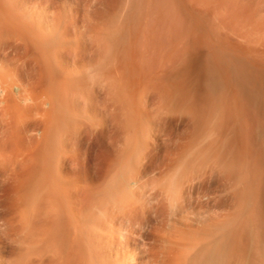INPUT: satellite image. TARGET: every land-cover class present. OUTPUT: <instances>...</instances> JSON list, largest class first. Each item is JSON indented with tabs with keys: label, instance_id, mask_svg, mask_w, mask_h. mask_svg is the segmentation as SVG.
<instances>
[{
	"label": "bare ground",
	"instance_id": "obj_1",
	"mask_svg": "<svg viewBox=\"0 0 264 264\" xmlns=\"http://www.w3.org/2000/svg\"><path fill=\"white\" fill-rule=\"evenodd\" d=\"M6 2L8 3L9 1L6 0ZM6 2L4 0V3ZM14 2L15 1L13 0L12 4H10V2L8 3L12 6V9H10V6L6 7V9L9 8L10 11H7L8 9L6 10L5 7H3L4 8L3 10L0 9V264H264V152L261 154L260 153L261 151L259 152V150L258 151L257 149L255 150L254 146L257 148L256 146L257 143H254V145L252 146L249 144V142L246 143L247 141H249L248 137L250 136H249V131L247 130L248 127H245L244 125V122H243L244 119L241 121V117L238 115L239 113L238 110H240V108L238 107L237 109L238 113L235 112L236 108L234 110L232 109L230 110V108L228 109V111L229 110L231 111L230 117H227V118H231V119H228V124H227V120H226V124L224 123L225 121L223 122L224 119H222V116L220 118V114L222 113L221 110H220V114H219V110H217L218 112L216 111L217 114H219V116L218 118L215 117V120L217 119L218 121V123L215 121V149H217L218 151L217 152L215 150L216 151L215 153L217 154V155L215 154V217L202 216V215L196 216V217H187V216L177 217L174 214H173L174 216L170 215L171 217L168 214V217H167V215L165 214L166 212H164V209H163V206H165L164 203H159L157 206L153 204L155 207H152L153 205L151 206V204L148 203L149 202L148 195L150 196L152 192L156 190L157 188L155 189L152 186L153 183L151 184L153 188L151 186L148 187L149 184L145 183L147 186H144L141 183H139V181L142 180L140 179L141 176H143L147 171L142 172L141 170L142 175L141 173H139L140 177L139 175L137 176L139 177V179L135 176V178L137 179L134 178L135 179L134 180V179H131V176H130L131 180L130 179L129 180L130 181L133 180V182H130V183L126 179L129 176V175L128 176L126 175L128 172L126 174L122 173L123 178L126 179V184L123 182H122L123 184L121 182L120 184L118 182H115L117 183L115 184L112 181L113 183H111L110 185L107 183H103L107 185L105 186L101 184L102 181H100L99 178H98L99 180H97L96 178V183H98L97 181H100L99 184L104 186V188L101 185L95 183L94 181L95 177L93 179L92 178L93 176L91 177L89 175H86L87 172L86 173L78 172L80 177L82 176L80 173L85 174L82 178H80L79 176L78 178L77 177L78 174L75 176L74 173L76 170L77 171L79 170L80 163L81 164H84V163H82L81 162L82 160L78 157L80 154H78L77 148L79 147H77V145H79V142L82 141L83 136L85 138L87 137L88 139H90V141L93 139L92 143H94L96 142L95 139L97 140L98 137H103V132H104L103 128L100 129L102 126L104 127V125H101L102 122H105L101 119L103 117L101 116V118H99L100 122L102 121L99 125H98V122L95 121L97 123L96 125L95 122L94 123L92 122L93 121V119H91L92 113L91 114L88 113L90 115L85 114L89 108L87 110L84 108L85 109L84 115H83V112L82 113L79 112L78 108L80 104L78 103L80 102V100L77 98L79 102L77 101L75 97L77 92L76 94L74 92V85L77 86V84L79 83L78 80H82V78L84 79L87 76L88 77L92 76V75H89L93 73V71L90 68L95 67V66L88 68L89 66L87 67V65H89V63L86 65V60L89 59L86 56L87 54L86 52H88L86 49L87 45H85L86 43H83L84 46L82 45L83 47L86 46L84 49L83 47H81L80 49L81 51L76 50V49H79L78 47L80 46H78L79 44H76L78 46L77 48H76V45L74 46V44L77 43L78 40L76 41L75 40L76 38L73 40L75 36L71 38V32H74V30L71 31L69 29L70 27H72L71 24H70V27H68V25L64 23L65 21L61 23V21L58 20L60 22L59 24V22L56 21L57 15L54 16L55 17L54 19L55 21H54L53 20L54 17L51 18L53 11L51 12L52 13L50 15L51 17H49L51 19H48L47 17L48 15L46 16L47 19L46 18L43 19L45 16L43 17L40 16L38 11L31 10L28 7L27 8L22 7L21 5H23L24 1H22L23 3H21L20 6L16 4V2L15 3ZM25 2L28 5V2L27 1ZM4 3H1V4L3 5ZM82 4L83 3H81V5ZM6 5L7 4H4L3 6H6ZM109 5L111 6V4ZM59 8H61V5ZM33 9L35 8L33 7ZM57 12H60V11H57ZM116 14L120 15L118 13ZM53 15H55V13ZM124 15L126 14L124 13ZM195 16L197 15L195 14ZM67 18H69V16ZM64 19H66V17ZM64 19H62V21ZM112 19L113 18H111V21H115ZM56 23H58V25ZM63 23L65 24V26ZM115 23L117 24V21ZM75 26H77V23ZM117 27L114 30L117 31ZM261 27H263V25ZM76 29H78V27ZM105 29L107 28L105 27ZM179 32H181V30ZM81 33L83 34L82 30H81ZM98 33L100 34L101 32H98ZM98 33H95L94 31V35L95 34L99 35ZM169 33L170 32L166 34L169 35ZM78 35L80 36V34ZM137 35H139V32ZM167 35H164V36H167ZM79 36L78 38H80ZM88 39H91V38H88ZM101 39L99 42H101ZM96 40H98V38ZM157 41H159V38ZM160 41L158 43H161ZM86 42L88 43V41ZM249 42H247L248 45H249ZM80 44H82V42ZM101 44L97 46H100ZM162 44L163 43H161V46ZM177 45L178 44L176 43V46ZM245 45H244V48H245ZM101 47H103V45ZM249 48L250 50H252L251 47ZM141 49H143V47ZM149 49L150 48H148L147 50L150 52ZM153 50H155V48ZM238 50H240V47ZM246 50L248 51L249 49H246ZM250 50L248 51L249 54H250ZM99 51H101V49ZM247 51H245V53ZM155 52L157 51L155 50ZM261 52L263 53V51ZM132 53L133 52H131V54ZM142 53L143 52H141V54ZM90 54L91 52L89 53V55ZM168 54H170V51ZM91 56H90V59H91ZM182 56H184V54ZM141 57L143 58L144 56H141ZM134 58L136 59L137 57H134ZM91 60L93 61V59ZM102 61L100 58V61H99L100 63H99L97 59V63L99 64H101ZM178 61L180 60L178 59ZM95 62L96 61H94V63ZM104 62L109 64V62L107 61H104ZM114 63H115V66H112L110 68L116 67L117 64L116 62ZM189 63H193V62H189ZM124 64H125V60H124ZM124 64L123 66H125ZM136 64H138V62ZM144 64L148 65V63H144ZM187 64H188V61H187ZM188 65H187V68H188ZM191 65L189 67H191ZM109 66L110 64L108 65V67ZM173 66L174 65H172V67ZM175 66H174V70H175ZM133 67L134 66H132V68ZM184 68L187 70L186 66L183 68L181 67L180 70H182L181 71L182 73L183 71H186ZM89 69L92 71L91 73H88V71H90ZM114 70L117 71L116 68ZM102 71L103 69L100 71L101 75L103 73ZM139 72L143 73V71L141 72V70H139ZM178 72L180 71L178 70ZM116 73L117 72H115L114 73L115 75L114 74L113 75L117 79L118 75L121 72L119 74L118 73L116 74ZM150 73L148 74L149 76L151 75ZM135 74H138V72ZM183 75L185 74L183 73ZM239 75L241 76V73ZM247 75H250V74H247ZM254 75L256 74H253V76ZM105 76L106 75H104V77ZM114 76L112 77V79H115ZM119 76H122L123 78L124 74L123 75L121 74ZM168 78H169V75H168ZM85 79L82 80V82L83 81L87 82ZM95 79L96 78H94V80ZM116 79L112 80V83L115 85V87L116 85H118L117 84L118 81H120L119 79L118 80ZM127 79H130V78L127 77ZM90 80L88 79V81ZM148 80L149 79H147V81ZM171 80L172 79H170V81ZM178 80L179 78L177 79V82ZM236 80L237 79L232 80V81L233 82L235 81V84H237L238 81ZM99 81H102V79H100ZM107 81L109 80H106V82ZM179 81L182 82V80H179ZM167 82H166V85H167ZM217 82L219 83V80ZM248 82L250 84V83H253L254 81L252 80L250 82L249 80ZM244 83L246 84L245 81ZM89 84L91 85L92 83H89ZM235 84H234V87H235ZM79 85L81 84L79 83ZM255 85H253V87ZM103 86H106V85L103 84ZM109 86L111 87V85ZM122 86H126V85L124 84ZM163 86L165 87V85ZM216 86L217 84L215 83V89H217ZM91 87L88 86L86 89L91 88ZM97 87H99L100 89V86H97ZM160 87L161 86H159V88ZM173 87L175 88V86ZM234 87L233 88L230 87V90L231 89L234 90ZM247 87L249 88V86ZM247 87H246L247 90H245L246 93L249 90ZM80 88L81 87H79V89ZM238 88L240 90L239 86ZM244 88H243V91H244ZM75 89L77 88L75 87ZM99 89L97 90L99 91ZM176 89H179V88L177 87ZM113 90H116L115 91L116 96L114 95V97H117L119 99V97L117 96V93H118L117 89L113 88ZM215 91L217 92V90ZM243 91L242 93L244 94ZM93 92H95V90ZM259 92H261V90ZM236 93L240 94L237 91ZM132 94H135V93H132ZM81 95L83 96V94ZM234 95L236 94L234 93ZM234 95L233 96L231 95L230 97H232V99L231 98L229 99L231 100L234 99L233 101H235ZM263 95H264V92H263ZM79 96L80 95H78L77 97ZM241 96L243 97V95ZM104 98L108 99L106 98V96H104ZM104 98L102 102L105 100ZM260 99L258 98V100ZM82 100H84V98ZM216 100L218 99L215 97V102ZM236 100H237V97H236ZM239 100L238 102L240 103L241 100L240 101ZM87 101H92V100L91 98H89V100L87 99ZM218 102L220 103V101ZM94 103H95V100L93 104ZM127 103H130V102H127ZM105 104H108V103H105ZM227 104L229 105V103ZM236 104L237 102L235 103V105ZM251 104H253V102ZM128 105L131 106L130 104ZM232 105L234 106V103ZM233 106L231 108H234ZM244 107H245V104H244ZM257 107L258 106H256V108ZM99 108L101 109V107ZM104 108L106 110L108 109L107 107H104ZM216 108H219V107H217L216 105ZM224 108L226 109V107ZM110 109L111 108H109V110ZM221 109L223 110V107ZM259 110L261 109H258V115L260 117ZM125 111L127 110L125 109ZM135 111L137 112V110ZM88 112H91V111H88ZM105 112L103 113L102 111L103 115L104 114L107 115L108 111L106 113ZM262 112L263 111H261V114ZM102 113H100V115ZM225 113L227 116H229V113L228 114L227 112ZM125 115L128 116L130 114L128 115L125 114ZM134 115L137 116L136 114ZM222 115L226 116L223 113ZM244 115L246 116V114ZM252 115L253 114H251V116ZM99 116L96 115L95 117H99ZM246 117H249V116L247 115ZM227 118L225 117V119ZM95 119L97 120V118ZM218 119L220 120V122ZM253 119L254 118H252V120ZM221 120L223 123H221ZM258 120H261V119L258 118ZM126 121H131V120L126 119ZM260 123L262 124V122ZM263 123H264V120H263ZM235 124H237V126H235ZM253 126L254 125L252 124V127ZM248 129H250V127ZM247 131H248V134H247ZM252 133L253 131L251 132V135ZM236 134H240L238 135V139L236 138L237 136ZM132 136H133V133H132ZM239 136H240V140H242V143L239 140ZM243 136H246L247 140L244 139ZM107 137H108V134H107ZM241 137L243 139H241ZM135 138H136V135L133 139ZM258 138L260 139L261 137H258ZM235 139H237L241 143L240 144L241 146L239 147L237 145L235 147L232 145V147L234 148L237 147L238 151L237 149L232 150L234 148H230L233 152L232 153L231 150L228 148L230 152L228 151L229 153H225L226 150L225 152L223 150L229 146L228 144L231 145L232 141L236 142ZM88 141L89 140H87L86 143ZM90 141L88 142L89 144H90ZM134 141H136V139ZM257 141L259 140L257 139ZM144 142H147V141L144 140ZM259 144L262 145L263 143H259ZM131 147L134 148V146H131ZM75 151L78 154L77 155L78 159L76 158ZM122 151H123V148H122ZM99 152L101 153L102 151H99ZM138 152L140 153L139 150ZM102 154L104 155V152L101 153V156ZM84 155H87V154L84 153ZM129 155L131 156L130 152H129ZM134 155H135L134 159L136 157H139L138 154L137 155L134 154ZM111 157H114V152H113V156L111 155ZM86 159L88 158L86 157ZM129 159H132V158H129ZM140 159L142 158L140 157ZM77 160L78 162L80 161L79 164L76 163ZM110 160L112 159H109V161ZM99 162L100 161H98V163ZM129 162L131 163V164L129 163L130 165L133 164L131 160ZM103 163L100 162L99 164L103 165ZM109 163L111 162H108V164ZM122 163H123V160H122ZM76 164H78V166ZM87 164L86 165L84 164V165L87 167L91 166V165L88 166ZM108 164H106V166H108ZM126 164L123 166H126ZM110 165L114 167L113 163H111ZM138 166H141V165L138 164ZM87 167L85 171L87 170ZM96 167H97V164H96ZM135 167L133 166V169ZM107 168L104 167L103 168L104 171H108ZM122 168L123 167H121V169ZM137 168L138 167H136V169ZM89 169L90 168H88V170ZM100 169H97V171ZM109 169L111 171L110 167ZM104 171H102V174H104L103 173ZM129 171H130V168H129ZM122 172H125V171H122ZM147 173L149 175V173L151 172H147ZM102 174H101V171H99V174H97L96 177L100 175L102 176ZM136 174H138V172ZM136 174H131V175L134 176ZM90 175H92V173ZM113 175L114 174H112V176ZM116 176H113V177L116 178ZM111 177L108 176V178L106 177L105 180L110 181L113 178ZM75 178L77 179V181ZM143 179H146V178H143ZM171 189L169 188L168 190H171ZM161 190L162 192L166 191V190H163V188ZM179 191L180 190H178V192ZM158 192H159V189H158ZM173 192L175 193V191ZM166 193L167 191L165 192V195ZM95 194L97 195L99 194V196H97V199L95 198L96 201L94 202L93 195L96 196ZM156 194L154 195L159 197ZM145 196L147 197L148 201H146ZM172 196L173 195L171 193V197ZM168 197L169 196H167V198ZM150 198H152V195L149 197V199ZM171 202L173 201L171 200ZM171 202L169 204H171ZM174 203H175V200H174ZM153 208L155 210H153ZM152 210L154 212L156 211V214H157L156 219H152L155 216L154 215L155 213ZM151 212H153V214H151Z\"/></svg>",
	"mask_w": 264,
	"mask_h": 264
},
{
	"label": "rangeland",
	"instance_id": "obj_2",
	"mask_svg": "<svg viewBox=\"0 0 264 264\" xmlns=\"http://www.w3.org/2000/svg\"><path fill=\"white\" fill-rule=\"evenodd\" d=\"M7 1H9L10 4L13 3V0H7ZM14 1L16 2L17 0H14ZM22 1H24V3ZM25 1L28 2V5ZM5 2H6V0H5ZM46 2H47V4H46ZM1 3H4V0H3V2L1 0L0 4ZM8 3L7 2L4 3V4H7L6 6H3L4 4L3 5L1 4L2 6L0 5V9L3 10L4 9L3 7H5V9H6V7H8V6H10V9H12V6ZM21 3H23V5H21ZM81 3H83V4L81 5ZM16 4H18L19 6L21 5L24 8L28 7L31 10L38 11L40 16H42V17L45 16L43 19H45L47 15H48L47 16L48 19H51L57 15V18H56L57 22L61 21V23H62L65 21L64 23L66 25H68V27H70V24L72 25V27H70L69 29L71 31L74 30L75 33L70 31L71 32V38L75 36L73 38V40L75 38H76L75 39L76 41L78 40L77 43L74 42L75 43L74 46L76 44H79L78 46H80V47H78L76 45V48L77 47L79 48L76 50L81 51L80 50L81 47L84 46L83 43H86L85 45H87V47L89 48L88 49L85 46L87 51H88V52L85 51L87 53L86 56H87V58H89L88 60H86V65L89 63V65H87V67L89 66L88 68L95 66V67H92L93 69L90 68L93 71L94 75H93V73H91L92 71L89 69L90 71H88V73H91L89 75H92V76H89L90 78L88 76L85 77L86 79L85 78L84 79L87 82L83 81L84 83L82 82V80H84L83 78H82V80H78L82 86L79 85V83L77 81L78 87L76 85H74V92H75V94L77 92V94L80 95L79 97H77L78 96L77 94L75 96L76 99L78 98L80 100V102H79L77 99V101L79 102L78 104H80L79 108L77 107L79 109V112H81V113L83 112V115H84L85 109L87 110L89 108L88 111H91V112L86 111L85 114L90 115L92 113L91 114V119H93L92 122L94 123L96 121V122H98V125L102 122V121L100 122L99 118H101V116L103 117L101 119L105 122H102L101 125H104V127L102 126L101 128L100 127H98V128H100V129L103 128L104 132H103V137H98L97 140L95 139L96 142H94V143H92L93 139L90 141V139H88L87 137L86 138L84 136L82 137L84 140L82 139V141L79 142V145H77V147H79V148H77L78 154H80L78 157L82 160L81 161L82 163H84L85 165L88 163L87 165L88 166L91 165L92 168H91V166L87 167L84 164L80 163V166H79L80 168L78 171L76 170L77 172L75 171L74 175L76 176L78 174V172H84V173L87 172L86 175H89L91 177L93 176L92 177L93 179L95 177V179H94L95 183H96V178H97V180L100 179V181H102L101 184L107 183L110 185L113 182L114 183L118 182L119 184H120V182L121 183L123 182L126 184V179L130 183V182H133V180L132 181H130V180L134 179L135 176L137 177L139 175V177H140L139 173H141V175H142L143 171L144 172H146V171L151 172V173H149V175L146 172L145 174H147V175L144 174L143 176H141L140 179H142V180L139 181V183H141L144 186H147L146 184H149L148 187L151 186V184L153 183L152 186L155 189L157 188L154 191L152 190L154 193L152 192V194H151L152 195V198H150L151 200L149 199V197L151 195L149 196L147 194L148 200H149L148 203L151 204V206L153 204L155 206H157L159 203H164L165 206H163L162 204L161 205L163 206L164 212H166L165 214L167 215V217H168V214H169V216L175 215L177 217H181V216L196 217V216H201V215L202 216L215 217V154H216L215 152L217 151V149H215V121L218 123L217 119L215 120V117L218 118V116L220 114V110L225 115H226L225 112H227V114L229 113V116H227V115L224 116V115H222V113L220 114V118L222 116V119H224L223 122L225 121L224 123L226 124V120H227V124H228V119H231V118H227V117H230V115H231L230 110L231 109L234 110L236 108L235 112L236 113L239 112L238 115L241 117V121L244 119L243 122H244L245 127H248V128L250 127V129L247 128V130L249 131L250 137L247 136L249 138V141H247L246 143L249 142V144L251 146L254 145V143H257V145L255 144L257 146V148L254 146L255 150L257 149V151L258 150H259V152L261 151L260 152L261 154L264 152L263 151L264 150V145H263L264 144V139H263L264 138V132H263L264 131V125H263L264 124L263 123V120H264L263 119L264 118V115H263L264 114V110H263L264 109L263 108L264 107V95H263V92H264V89H263L264 88V59H263L264 58V47H263L264 46V39H263V37H264V29H263L264 28V17H263L264 16V0H47V1L46 0H20L19 1L18 0L16 2ZM38 4H40V5H38ZM102 4H103V6H102ZM109 4H111V6ZM60 5H61V8H59ZM33 7L35 9H33ZM7 9H6L7 11H10L9 8H7ZM57 11H60V12H57ZM51 12L53 14L55 13V15H53ZM101 12H102V14H101ZM111 13H112V15H111ZM116 13H118L120 15H117ZM124 13L126 15H124ZM195 14L197 16H195ZM67 15L69 16V18H67L68 17ZM85 15H87V16H85ZM114 16H115V18H114ZM117 16L119 17V19ZM49 17H51V18H49ZM65 17H66V19H64ZM110 17L113 18L112 20H115V21H111ZM54 19H55V17L53 18V20ZM62 19H64V20L62 21ZM80 20H82V21H80ZM101 21H103V22H101ZM116 21H117V24L115 23ZM75 22L77 23V26H75L76 25ZM259 22H260V24H259ZM105 23H106V25H105ZM56 24L58 25V23H56ZM59 24H60V22H59ZM65 24H64V26H65ZM262 25H263V27H261ZM61 26H62V24H61ZM77 27H78V29H76ZM80 27H81V29H80ZM105 27L107 29H105ZM109 27H111V28H109ZM116 27H117V31L114 30V29H116ZM85 28H86V30H85ZM87 28H89V29H87ZM159 29L161 32L159 31ZM81 30H82L84 35L81 33ZM156 30H158V31H156ZM180 30H181L183 35L181 34V32H179ZM94 31H95V33L101 32L100 33L101 35L99 33H98L99 35H97V34L94 35ZM138 32H139V35H137ZM154 32H155V34H154ZM168 32H170L169 35L166 34ZM130 33H131V35H130ZM78 34H80V36ZM148 34L150 35V37ZM179 34H181V35H179ZM238 34H239V36H238ZM76 35H77V37H76ZM164 35H167V36H164ZM78 36L80 38H78ZM85 36H87V37H85ZM89 36H91V37H89ZM132 36H133L134 40H133ZM137 36H138V38H137ZM252 36H253V38H252ZM157 37L159 38V41L162 40V41H160L161 43H163L162 46H161V43H158L159 41H157L158 40ZM245 37H246V39H245ZM88 38H91V39H88ZM97 38H98V40H96ZM101 38H103V39H101ZM100 39H101V42H99ZM94 40H96L98 42H96ZM136 40H137V42H136ZM86 41H88V43ZM246 41L247 42L250 41L249 45ZM252 41L255 44L257 43L256 46ZM81 42H82V44H80ZM89 42H90V44H89ZM130 42H132V43H130ZM168 42L172 45H170ZM96 43H98V44H96ZM146 43H148V44H146ZM149 43H150V45H149ZM174 43H175V45H174ZM176 43L178 44L177 46H176ZM251 43H253V44H251ZM99 44H101V45L97 46ZM135 44H137V45H135ZM164 44L167 46H165ZM102 45H103V47H101ZM173 45L176 47H174ZM244 45H245V48H244ZM247 45L249 47H251L252 50H250V48ZM72 46H73V44H72ZM139 46H141V47H139ZM85 47H83V49ZM142 47H143V49H141ZM147 47L150 48L149 49L150 52L147 50L148 49ZM239 47H240V50H238ZM255 47H257V48H255ZM99 48L101 49V51H99L100 50ZM138 48H140V49H138ZM154 48L157 52H155V50H153ZM183 48H185V49H183ZM170 49H172L173 51ZM175 49H176V51H175ZM241 49H242V51H241ZM246 49L250 50V54L248 52L249 50L247 51ZM253 50H254V52H253ZM103 51H104V53H103ZM158 51H160V52H158ZM169 51H170V54H168ZM184 51H185V53H184ZM243 51H244V53H243ZM245 51H247L246 52L247 54L245 53ZM261 51H263V53ZM90 52H91V54L89 55ZM131 52H133V53L131 54ZM141 52H143V53L141 54ZM164 52H165V54H164ZM188 52L190 55L188 54ZM148 53H150V54H148ZM182 53L184 54V56H182L183 55ZM261 54H263V55H261ZM185 55H187V56H185ZM90 56H91V59H93V61L90 59ZM141 56H144L146 58H144V57L142 58ZM191 56H193V57H191ZM134 57H137L136 58L137 60ZM174 57H176L177 59ZM100 58H101V61L104 60V61L109 62L110 66L108 67L109 64H107L104 61H102V63L99 64ZM191 58H192V60H191ZM97 59H98L99 63H97ZM123 59L125 60V64H124ZM178 59L180 61H178ZM176 60H177V62H176ZM94 61H96L95 62L96 64L94 63ZM136 61L138 62V64H136L137 63ZM187 61H188L189 65L187 64ZM114 62H116V64H117L116 67L110 68L112 66H115ZM143 62L148 63L149 66L147 64L145 65ZM189 62H193V63H189ZM170 63H172V64H170ZM98 64L101 66V68ZM123 64L125 66H123ZM143 64H144V66H143ZM175 64H176V66H175ZM186 64L188 65V68H187ZM191 64H193V65H191ZM104 65L107 67H105ZM138 65H139V67H138ZM157 65H159V66H157ZM172 65L175 66V70H174V66L172 67ZM190 65L192 68L189 67ZM198 65H199V67H198ZM130 66H131V68H130ZM132 66H134V67L132 68ZM185 66H186L187 70L184 68L186 71H183V73L185 74V75H183V73L181 72L182 70H180V69H181V67L183 68ZM115 68L117 69V71L114 70ZM141 68H143L144 70ZM177 68H179V69H177ZM102 69H103V71H102L103 73L101 75L100 71ZM106 70H108V71H106ZM139 70H141V72L143 71V73H140ZM178 70L180 72H178ZM123 71H124V73H123ZM151 71H153V72H151ZM248 71H250V72H248ZM251 71H252V73H251ZM115 72H117L118 74L121 72L119 75L124 74L125 77L123 76V78H122V76L118 75V77L116 79L114 76ZM137 72H138V74H135ZM149 73L151 74L150 76L148 75ZM231 73H232V75H231ZM237 73H239V74L241 73V76ZM247 74H250V75H247ZM253 74H256L257 77H256V75L253 76ZM104 75H106L107 77L106 76L104 77ZM168 75H169V78H168ZM113 76L116 80H118V79L120 80L117 83L119 86L116 85V87H115V85L112 83V80H115V79H112ZM132 76H133V78H132ZM248 76L250 79L248 78ZM127 77H129L130 79H127ZM254 77H256V78H254ZM94 78H96L97 80L96 79L94 80ZM99 78L102 79V81H99L100 80ZM124 78H125V80H124ZM178 78H179V80H182V82L179 80L177 82ZM242 78H244V79L246 78L248 81L250 80V82L252 80L254 82L256 81L255 82L256 85L254 82L249 84V82L246 79L244 80ZM88 79L89 80L91 79V80L88 81ZM103 79H105V80H103ZM110 79H111V81H110ZM135 79H136V81H135ZM147 79H149V80L147 81ZM170 79H172V80L170 81ZM235 79H237L236 81H238L237 84L240 87V90H239L237 84H235V81L234 82L232 81ZM106 80H109L110 82L109 81L106 82ZM153 80H154V82H153ZM157 80H158V82H157ZM218 80H219V83L217 82ZM243 80L246 82V84L244 83ZM261 80H263V81H261ZM128 81H129V83H128ZM120 82H122V83H120ZM160 82H161V84H160ZM166 82H167V85H166ZM85 83H86V85H85ZM89 83H92L91 85L93 88L91 87V85ZM130 83L132 86L130 85ZM215 83L218 86V87L216 86L217 89H215ZM99 84H101V85H99ZM103 84H105L106 86H103ZM124 84L127 86V88H126V86H122ZM162 84L165 85V87ZM168 84H169V86H168ZM178 84L180 85V87ZM234 84H235V87H234ZM243 84H244L245 88H244ZM87 85L90 86L91 88L86 89L88 87ZM109 85H111V87ZM154 85H155V87H154ZM158 85L161 87L159 88ZM253 85H255V86L253 87ZM97 86H100V89ZM112 86H113V88L117 89V92H118L117 96L119 97V99L117 97H114V95L116 94L115 93L116 90H113ZM117 86H118V88H117ZM166 86L169 87L170 89L167 88ZM173 86H175V88ZM241 86H242V88H241ZM247 86H249V88ZM75 87L77 89H75ZM79 87H81V88L79 89ZM84 87H86V88H84ZM106 87H108L109 89ZM177 87L179 89H176ZM230 87L231 88L234 87V90L231 89L232 90L231 91ZM246 87L249 89L247 91L248 94L245 92V90H247ZM105 88H106V90H105ZM119 88H120V90H119ZM243 88H244V91H243ZM97 89H99L100 92ZM235 89L240 94L243 91L244 94L243 93L241 94V95H243V97L240 94L236 93ZM259 89L261 90V92H259L260 91ZM77 90H79V91H77ZM84 90H86V91H84ZM94 90H95V92H93ZM215 90H217V92ZM126 91H128V92H126ZM229 92H230V94H229ZM233 92L236 95H234ZM132 93H135L136 95L132 94ZM81 94H83L84 97ZM88 94H89V96H88ZM246 94L248 95L249 98L247 97ZM231 95L235 96L234 97L235 101H233L234 99L231 100L232 99V97H230ZM104 96H106V98H108V99H105ZM88 97L91 98V100L93 102L95 100V103L93 104L92 101H87V99L89 100ZM102 97L105 99L104 100L105 102L104 101L102 102V100H103ZM112 97H114V98H112ZM215 97L218 99V100H216L217 104L215 102ZM221 97H222V99H221ZM236 97H237V100H236ZM83 98H84V100H82ZM229 98H231V99H229ZM241 98L242 99L245 98V99L242 100ZM258 98L259 99L261 98V99L258 100ZM246 99H247V101H246ZM96 100H97V102H96ZM238 100L240 101V103L238 102ZM218 101H220V103ZM227 101H229V102H227ZM258 101L259 102L261 101V102L259 103ZM127 102H130V103H127ZM230 102H231V104H230ZM236 102L238 104V105L236 104L237 106L235 105ZM247 102H249V103H247ZM252 102H253V104H251ZM254 102H256V103H254ZM101 103L103 104V106ZM105 103H108V104H105ZM227 103H229V105ZM233 103H234V106L232 105ZM128 104H130L131 106H129ZM215 104L219 108H216ZM244 104H245V107H244ZM135 106L137 107V109ZM232 106L234 108H231ZM256 106H258V107L256 108ZM99 107H101V109ZM104 107H107L108 109L106 110ZM121 107H122V109H121ZM222 107H223V110L221 109ZM224 107H226V109ZM238 107L240 108L241 112H240V110H238V112H237ZM109 108H111V109L109 110ZM123 108H124V110H123ZM133 108L135 110H137V112ZM229 108H230V110H229L230 112L228 111ZM125 109L127 111H125ZM258 109H261V110H259L260 117L258 115ZM104 110L106 112L108 111L107 115L106 114L103 115V113L105 112ZM217 110H219V114H217V112H218ZM102 111H103V113H102ZM261 111H263L262 114H261ZM88 113H90V114H88ZM98 113H99V115H100V113H102V114L99 116ZM125 114H127V115L130 114V115L126 116ZM134 114H136L137 116H135ZM244 114H246V116L248 115L250 118L246 117ZM251 114H253L252 115L253 117L251 116ZM96 115L99 117H95ZM242 115H243V117H242ZM225 117L227 119H225ZM95 118H97V120ZM120 118H121V120H120ZM252 118H254V119L252 120ZM258 118L261 120H258ZM126 119L131 120L132 122L126 121ZM246 119L248 120L249 123L247 122ZM259 121L262 122V124ZM96 122H95V124L97 125ZM219 122H220V120H219ZM223 122L221 120V123H223ZM245 122L250 124V125L246 124ZM252 124L254 125L253 127H252ZM133 125H134V127H133ZM246 125H248V126H246ZM262 125H263V127H262ZM235 126H237V124H235ZM251 128H252V130H251ZM254 128H255V130H254ZM262 128H263V130H262ZM127 129H128V131H127ZM115 130H116V132H115ZM237 131H239V130H237ZM248 131H247V134H248ZM252 131H253V133L251 135ZM132 133H133V136H132ZM107 134H108V137H107ZM135 135H136V138H135L136 141H134L135 139H133L135 137ZM236 135H237L236 138L238 139V135H240V134H236ZM257 136L261 137V138L259 139ZM252 137L253 138L255 137V138L253 139ZM101 138H102V140H101ZM243 138L246 139V136H243ZM243 138L241 137V139H243ZM85 139H86V141L89 140L90 144L88 143L89 141L86 143ZM237 139H235V140L238 143L232 141L234 144L231 142V145L228 144L230 147L227 145L228 147L226 149H224L223 151L225 152V150H226L225 153H229L231 150L230 148H234L236 145L238 147L241 146L240 144L242 143V140H240V136H239V140L241 141V143ZM257 139L260 142L257 141ZM125 140L126 141L128 140L129 142L128 141L126 142ZM144 140H146L147 142H144ZM262 140H263V142H262ZM124 141H125V143H124ZM259 143H263V144L261 145ZM130 145L134 146V148H132ZM232 145L234 147H232ZM96 147H97V149H96ZM122 148H123V151H122ZM137 148L140 151V153L138 152ZM119 149H120V151H119ZM235 149H237V147L232 149V150H235ZM250 149H251V147H250ZM146 150H148V151H146ZM232 150H231V152H232ZM76 151H75V154H76V158H77L78 154ZM99 151H102L101 153L104 152V155L102 154V156H101V153ZM112 151L114 152V157H111V155L113 156ZM237 151H238V149H237ZM97 152H99V153H97ZM129 152H130L131 156L129 155ZM84 153L87 155H84ZM122 154H124V155H122ZM134 154H136V155L138 154L139 157H136L134 159V157H135ZM83 156H84V158H83ZM86 157L88 159H86ZM120 157H121V159H120ZM140 157L142 159H140ZM129 158H132V159H129ZM109 159H112V160L109 161ZM86 160L87 161L89 160V161L87 162ZM118 160H120V161H118ZM122 160H123L124 164L122 163ZM130 160L133 163L132 165H130L131 164L129 162ZM142 160H143V162H142ZM98 161H100L101 163L104 162L105 165H104V163H103L104 166L102 164H99L100 162L98 163ZM79 162L77 160L76 163L79 164ZM89 162H90V164H89ZM108 162L113 163L114 167H112V165H110L111 163L108 164ZM121 163H122V165H121ZM78 164H76V165L78 166ZM96 164H97V167H96ZM106 164H108V166H106ZM125 164H126V166H123ZM138 164L141 166H138ZM83 165L85 166V168ZM116 165H117V167H116ZM130 166H132V167H130ZM133 166L134 167L136 166L138 168L136 169V167H135L134 168L135 170H134ZM86 167H87V170L85 171ZM102 167L103 168L108 167L107 168L108 171H104V169ZM109 167L111 168V171H110ZM121 167H123V168L121 169ZM88 168H90L89 170H91V171H89ZM112 168H114V169H112ZM129 168H130V171H129ZM97 169H100V170L97 171ZM124 169H126V170H124ZM139 169H140V171H139ZM74 170H75V168H74ZM80 170H82V171H80ZM121 170L125 171V172H122ZM141 170H142V172H141ZM99 171H101V174H102V171H104L103 172L104 174H102V176L103 175H105V176L102 177L100 175V176L96 177V175L99 174ZM88 172H90V173H88ZM94 172H95V174H94ZM127 172L130 174H128ZM135 172L136 173L138 172V174H136ZM84 173L83 174L80 173L82 175L81 177L78 174L77 177L79 176L80 178H82L85 175ZM91 173H92V175H90ZM105 173H107V174H105ZM122 173L123 174L127 173L126 175L127 176L129 175L128 178H126V179L123 178ZM112 174H114L113 176L117 175L116 178H114L112 176ZM131 174H136V175L133 176ZM110 175L115 179V181ZM108 176L111 177L112 180H110V181L105 180V178L106 177L108 178ZM130 176H131V179H130ZM101 177H102V179H101ZM139 177H137V178L139 179ZM137 178H135V179H137ZM143 178H146V179H143ZM77 179H76V181H77ZM100 181H97L98 183H96V184H99ZM101 184H99V185H101ZM115 184H117V183H115ZM103 185L107 186L106 184H103ZM102 187L104 188V186H102ZM168 187L170 189L171 188L172 189L168 190L169 189ZM162 188H163V190L167 191L166 195H165L166 191L162 192V190H161ZM158 189H159L160 193L158 192ZM178 190H180V191L178 192ZM155 191H156V193L157 192L158 193L156 194ZM173 191H175V193ZM170 192L172 193L173 198L171 197ZM176 193H178V194H176ZM154 194L158 195L159 197L155 196ZM95 195L96 196L93 195V197H94L93 201L94 202L96 201L97 196H99V194L98 195L95 194ZM162 195H163V197H162ZM146 196H145L146 201H148ZM167 196H169L171 198H169V197L167 198ZM161 197H162V199H164V200L167 199V200L164 201L161 199ZM100 198H101V196H100ZM175 198H177V199H175ZM173 199L175 200L176 204L174 203ZM171 200L173 202H171ZM170 202H171V204H169ZM154 205L152 207H155ZM167 205H169V206H167ZM164 207L165 208L167 207L166 208L167 211L165 210ZM153 210H155V209L153 208ZM153 212H151V214H153ZM154 213H155L154 214L155 216L152 219L157 218L156 211ZM210 214H211V216H210Z\"/></svg>",
	"mask_w": 264,
	"mask_h": 264
}]
</instances>
